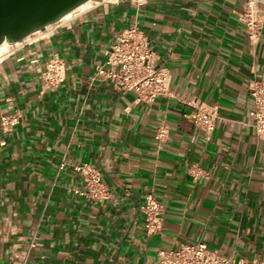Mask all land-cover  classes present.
Here are the masks:
<instances>
[{
    "label": "crops",
    "instance_id": "crops-1",
    "mask_svg": "<svg viewBox=\"0 0 264 264\" xmlns=\"http://www.w3.org/2000/svg\"><path fill=\"white\" fill-rule=\"evenodd\" d=\"M245 2L93 0L50 35L12 42L0 58V264H157L160 248L196 241L264 259V133L249 114L251 85L264 82V0L257 41ZM135 22L174 95L147 101L96 76ZM55 56L67 74L51 88L42 74ZM188 100L218 105L210 139ZM3 115L18 122L4 128ZM81 164L101 173L104 197L84 193ZM147 193L164 207L152 235Z\"/></svg>",
    "mask_w": 264,
    "mask_h": 264
},
{
    "label": "built area",
    "instance_id": "built-area-1",
    "mask_svg": "<svg viewBox=\"0 0 264 264\" xmlns=\"http://www.w3.org/2000/svg\"><path fill=\"white\" fill-rule=\"evenodd\" d=\"M120 1V0H113ZM140 6L147 0H130ZM259 0H246L245 8L240 18L249 28V34L253 41L259 39L263 28V21L257 9ZM64 21H59L31 34L28 38L50 35L54 28ZM23 39V40H25ZM20 40V41H23ZM8 52V51H7ZM6 53L0 55V58ZM67 74V62L59 56L50 58L45 70L43 80L48 87L58 88L65 81ZM96 76L111 78L116 87L124 90H134L138 97L143 100L153 101L161 95H174L171 89V71L157 62V57L151 46L147 34L140 28L138 23H132L125 28L117 37L116 41L107 49L105 61L98 65ZM253 107L249 114L253 119V125L258 133H264V82L254 79L251 85ZM187 104L195 107L192 113L195 124L203 129L206 138L210 139L216 128L219 117V107L216 104L199 103L197 100H188ZM18 122V117L3 115L1 124L10 127ZM168 136L166 126H160L156 132V138L164 140ZM85 180L84 193L91 197H104L103 177L101 173L90 164L76 166ZM195 176L203 175L204 170L195 167L192 169ZM145 226L148 235L158 232L162 227L163 205L154 193H147L145 202L141 206ZM157 264H264V259L259 258H234L224 255L217 250L209 248L206 242L196 241L185 243L180 248H160L157 252Z\"/></svg>",
    "mask_w": 264,
    "mask_h": 264
},
{
    "label": "water",
    "instance_id": "water-1",
    "mask_svg": "<svg viewBox=\"0 0 264 264\" xmlns=\"http://www.w3.org/2000/svg\"><path fill=\"white\" fill-rule=\"evenodd\" d=\"M89 0H0V44L17 42Z\"/></svg>",
    "mask_w": 264,
    "mask_h": 264
},
{
    "label": "bare ground",
    "instance_id": "bare-ground-1",
    "mask_svg": "<svg viewBox=\"0 0 264 264\" xmlns=\"http://www.w3.org/2000/svg\"><path fill=\"white\" fill-rule=\"evenodd\" d=\"M93 0H89L86 3L82 4L81 6H79L78 8H76L75 10L67 13L65 16H63L62 21L68 20L71 17H73L76 13L86 9L87 7H90L92 5ZM84 12V11H83ZM16 43H20V41L16 42ZM12 46V43L10 41H4L2 44H0V55L4 54L5 52H7Z\"/></svg>",
    "mask_w": 264,
    "mask_h": 264
}]
</instances>
